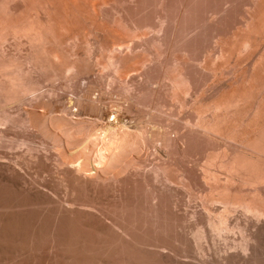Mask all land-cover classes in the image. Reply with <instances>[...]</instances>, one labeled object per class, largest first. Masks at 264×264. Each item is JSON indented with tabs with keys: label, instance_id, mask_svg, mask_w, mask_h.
<instances>
[{
	"label": "rangeland",
	"instance_id": "1",
	"mask_svg": "<svg viewBox=\"0 0 264 264\" xmlns=\"http://www.w3.org/2000/svg\"><path fill=\"white\" fill-rule=\"evenodd\" d=\"M47 1L48 0L0 1V22L4 20L2 24L14 25L15 23V26L19 24L18 27L22 26L23 28H31L30 26L32 24L33 26L43 24L46 28L49 27L48 34H45V37L35 41L34 39L32 41L30 36L27 38V34H23L22 36L18 35L19 37L10 34L8 35L9 37L7 36V39H2L6 32L3 30L0 31V42L2 40L4 41L0 43V64L3 66L1 67L0 65V264H111L112 262V264H134V262L135 264H166V260L161 257L162 255L160 256L157 252L154 253L155 251L149 253L148 250L145 249H114L115 247H110L107 243V245H105V242H109L111 239L117 240L118 238L116 237L115 239L114 235H110L111 237L107 238L108 241L106 237L109 236V234L105 233L104 235L103 231H100L102 225H99L97 219L95 220V218H92L94 216L88 214L89 212H85V210L81 211L83 209L80 211L76 210L74 213L69 212V214H62L60 210H57L59 209L57 201L61 199L66 200V198H75L77 201L80 199L81 202L78 201L80 203H86V201L87 203H96L99 201L102 204L99 202L96 203L97 205L99 204L98 207L101 206L104 210L110 207L107 211H109V213L112 212V215L114 213L113 210H117L114 215H117L118 218L121 217L120 220L122 219L121 221L124 222L127 213V211H125L126 213L124 212V210H126L124 207L127 202L130 204L131 200H135V203L141 208L144 207L142 206L143 204L146 208H152L151 204H153V202L151 198L154 182L155 186L163 193V204L170 206H162L164 209L161 210L153 206L152 210L150 209L149 211L160 210L163 215L165 211V215L170 211L167 215L168 217L165 216L166 218L164 217L165 219H163V221L165 220L164 224L170 220H173L172 222L177 220L174 222L175 225L172 224L171 221L169 225L168 223L164 225V228H168H166L167 230L163 229L164 234L161 235V233L155 232L154 234L156 235L153 236L152 232H149V236L152 235V238H159L157 235H160L162 241H164V238L170 239L169 241L173 244L175 242L178 243H175L174 246L178 252L181 249V254L178 256L176 255L178 259L174 262L175 264H178L177 262H179V264H203V262L207 260L204 259L206 256L210 258L208 261L212 260L210 261L211 263L223 264L225 260L222 257L225 256V252L226 255L227 253L230 254V252L231 254L235 253V251L238 250V245L258 228L255 226H246L244 224L248 221V217L240 209H236L229 214V223L233 231L229 233L224 231L223 236H217L218 234H216L215 230L212 231L213 229L210 228L211 226L208 225V222L211 217V219H219L221 212L224 210L221 198L226 195L249 202H255L264 207V183H262L263 185H254L251 182H246L241 179L231 181L230 178V175L236 174L234 173L235 169L245 172L248 170L247 175L252 178L264 175V124H261L262 126L258 127L256 130L253 128L254 130L252 132H254L253 135L255 134V136L251 137L252 139H247L250 141L243 140V142H235L236 140H232L234 141L233 143L231 138L228 137V139L222 134L220 137L219 131H210L204 128L201 123L204 121H211L214 117L213 120L214 122L216 120L217 126L226 127V130L230 133L231 131L233 133L234 131L235 133L238 131L239 133L244 130L242 128H251L249 125L247 127L245 124L249 118L243 121L245 122L244 125L241 120H244L247 116L250 117L252 112L257 109L256 107L255 109L252 108L253 103L256 101L254 105L259 104V106L264 104V0H207L210 1L209 3L205 0H200V3L198 0H84L86 3L80 0L82 3L81 6L73 8V13H67L63 9L53 10L50 8L51 6H49ZM162 1L165 7H163L164 5L161 3ZM254 2L262 3H260L259 7H255ZM95 3H99L98 6L94 5ZM194 3L197 4L195 5ZM4 4L7 6H4ZM183 4L185 6L188 5L190 8L186 6L187 10ZM191 4H193V8H191ZM167 6L169 8H167ZM184 8L186 10H183ZM258 8L261 12L258 11ZM61 13L62 15H60ZM192 14L198 17H193ZM253 14H258L255 20L251 18L252 21H248ZM187 15L189 16L187 17ZM249 15L251 16L249 17ZM247 17H249V19ZM44 20H47V22L45 21V23ZM189 20L194 22L191 23ZM48 22L49 24H47ZM254 22L257 24V27ZM1 34L3 36H1ZM46 39L47 41H45ZM223 41L226 42L224 43ZM50 46H52V49ZM48 49L50 55L47 52ZM34 56L36 58H34ZM46 57L48 59L50 58L49 61ZM261 62L263 63L260 64ZM68 63L70 64L68 65ZM64 64L65 66H63ZM57 68L61 69L59 70ZM123 71H125V73ZM182 71H184L185 74L184 72L182 74ZM80 73L83 74L80 75ZM169 73L172 74L170 75ZM170 77H172V79ZM33 91L34 93H32ZM87 91L89 92L87 93ZM39 94H41V96ZM78 94H80V96H78ZM255 95L259 98L254 97ZM73 96L76 97L73 98ZM15 99H18L17 102ZM259 102L263 103L260 104ZM242 106L245 107L243 108ZM246 106H249L250 109H246ZM248 109H253L250 111L251 114ZM117 112L122 115L120 116L119 122L117 120L116 122L114 121ZM232 112L233 114H230ZM33 113L35 123L31 124L26 120L30 114ZM218 113H221L220 116ZM240 114H242V116H240ZM233 115L238 116L233 117ZM108 119L115 123L118 122L117 124L119 126L116 124L117 128L114 132H117V130L120 131L119 128H121V131L117 134H119L120 137L126 136L123 140L119 139V142L117 141L119 148L116 146L117 142L114 144V140H117L116 138L113 139L112 136L105 134L106 132H101V130L105 131L103 129L111 122ZM219 121L221 122L219 123ZM125 124H127L125 127L128 129L125 127L123 129ZM249 124L252 123L250 122ZM26 125H28V127ZM242 125H246V127ZM75 126L77 128H74ZM235 126L237 127L236 129ZM70 127L71 129L67 130ZM72 128L75 131L73 132L74 136L79 133L80 136L81 134L84 135L83 138H81L82 136L78 137L76 135L75 138L77 139H73L75 143L70 138L73 136L71 132ZM60 129L67 130V133L65 130L61 131ZM198 130L203 131L199 132ZM69 131L71 133H69ZM123 131L125 133H122ZM98 132L100 134H105V136L107 135V139L104 135L102 137L106 139V142H109L106 147L98 144L97 137L98 135L101 136ZM56 134H59L62 139L67 137L68 134L71 136L68 135L69 140L67 138V141H65L64 138L63 142L61 139H59V142V135L57 136ZM94 134H97V137L93 136ZM169 134L170 137H173V140L175 138L174 143L170 142L172 137L169 138ZM92 136L93 139H90ZM94 138H96V141H94ZM108 138L111 142L113 141L111 143L113 146L111 145L110 148L114 150L118 148V151L121 152L120 157H124V159L122 158L123 160L118 158L120 161L115 160L112 162H118L117 165L114 164V168H111L112 170L109 168L111 166H106L111 160V151L113 152V149L106 150L107 146L109 147L110 145ZM88 139L89 142L86 141ZM90 140H92L94 144H92ZM56 141L60 143H58L60 146L63 143L64 145L66 144L68 148L76 146L74 149L69 148L70 150L67 148L72 158L74 157L72 156L73 153L77 151L75 156L78 157L79 155V158H84L83 155L87 153L88 149L93 150L97 144V148L93 151L94 153L92 154V151L90 152L92 155L96 154L94 155L95 157L92 156V161H94V158L96 163L97 160L99 162L101 161L98 167L101 168L105 166V168H109L111 172H109V170L106 171V175H103L102 178H107H105V180L100 178V180L102 179L103 181L99 179V181L96 180L98 182H96L95 185V181H93L94 183L90 182L92 185H90V183H88V185L85 183H78V181L74 179H72V181L63 180L61 178L62 174L59 171L60 168H58V170V166H55L59 162V160L56 159L57 153H59L57 149L60 151V146L58 145L57 148ZM82 141L83 143L85 141L86 143L88 142L89 146L86 145V143L83 144ZM120 141H122L121 144ZM66 142L68 144L73 143L74 145L72 144L69 146ZM76 142L79 147L82 148L84 146L85 150L77 147ZM165 143L167 144L165 145ZM119 144L124 147V149H121L123 152L120 150L122 147H120ZM169 144L170 146H168ZM92 145H94V148ZM90 146H92V148ZM47 147L49 150L53 149V151L50 150V152L48 150L47 152ZM98 148L100 149L99 151L97 150ZM82 150L83 152L87 151L81 153ZM167 150L170 151L168 152ZM54 151H56L55 154ZM101 151L103 154L105 153V157L107 155L108 160L102 158L104 156ZM48 153L49 155H46ZM122 153H124L125 156ZM100 154H102V156ZM58 155L60 156V153ZM45 156H48V158ZM59 156L58 158L60 159ZM173 157L176 158L174 159ZM41 158H43V160ZM223 159L225 160L221 161ZM104 160L106 161V165L102 163ZM51 161H53V163ZM47 163L48 165H46ZM220 164H222V166ZM52 165L54 166L53 168L51 167ZM136 165H139L138 168H140L137 169ZM192 170L193 172H191ZM208 171L213 172L212 175L214 172L218 174L217 176L215 174L213 175L217 177V180L215 177H213L214 179L211 178L212 180L209 178V180L206 179L203 174ZM116 172L118 173V177L115 175L117 174ZM187 174L189 175L187 176ZM119 176L121 178L124 176L125 178L123 180L120 178L119 180ZM133 177L135 179H133ZM169 177L170 179L172 178L173 181L172 179L170 180ZM182 177L183 179H181ZM73 180L76 182H73ZM116 180L123 183L121 188H119L120 190H117V188L120 187L121 183L119 181L117 183ZM214 180H216L217 184ZM150 181H152L153 184ZM170 181L172 182L171 184ZM66 182L71 185L67 186ZM99 182H103V186ZM97 183L101 185V187L98 186ZM145 185L150 189H147ZM129 188L134 190L132 191V189ZM108 189H110V191ZM124 189L126 192H124ZM129 190L130 194L128 193ZM114 191L119 194H117L118 196H122L123 199L122 197H118ZM121 191L123 194L120 193ZM52 193L53 195H50ZM99 193H105V195ZM60 194L62 196H60ZM170 194L173 196L171 197ZM57 195L59 198L55 200V196L57 198ZM76 196L78 198L81 197L82 200L81 198L78 199ZM117 198L120 203L117 202ZM174 201L180 202L179 204L176 202L178 213H175V216L173 215L175 211L171 210V206L175 205ZM104 202L105 204L103 205ZM144 208L142 209V213L147 211L145 210L146 208ZM160 211H158V213ZM203 211L209 214L206 215ZM161 213L159 214L161 215ZM131 215H127V221L128 219L132 221V217L137 218ZM141 215L146 216V213L140 214V218ZM148 215L149 214H147V216ZM170 216L172 218H170ZM179 216L181 219L183 218V221L181 219L178 220ZM187 216H189V218ZM144 217L142 216L143 219ZM173 217L177 218L175 219ZM87 218H89L90 222ZM198 218L203 219L199 220ZM145 219H148V217ZM167 219L170 220L168 221ZM95 221L97 226H94ZM177 221L183 225H176ZM240 221H243V227L237 226ZM83 222H87L88 225ZM204 225L207 226L205 227ZM79 226H81V228ZM96 227L99 229L98 231ZM182 227H184V229ZM199 227L204 228L206 232L209 229L211 230L207 232L208 234L206 233L207 236L204 239L205 241H202L204 244L199 241L203 240L201 235H198ZM171 229L173 231H171ZM91 231L94 232L95 235H93ZM166 231L170 232V235L169 233L167 234ZM97 232H101L103 235ZM176 232L180 234L181 237ZM182 233H185L188 237H186L185 234L182 235ZM196 235H198V237ZM182 237H184V240H182ZM89 238L90 240H88ZM92 238L97 244H95L96 249L91 240ZM171 239H174L175 242ZM88 241L91 242L89 243ZM99 241L102 243L104 242V244L101 242L99 244ZM156 241L159 240L156 239ZM184 241L187 242V246H185L186 244ZM198 241L201 243V246L202 244L203 246L206 245L204 246L205 251H203L207 253L204 254L206 256L200 251L201 246H198L200 245ZM86 243H89V245ZM92 243L93 245H90ZM180 244L183 247H181ZM251 245V252L249 251V256H251L246 259L247 261L245 259H243L242 262L238 260V263L233 264H264V227L259 228V232L255 234V238ZM190 246L193 247L191 248ZM86 247L87 249H84ZM182 248H188L189 252L186 251L184 253ZM226 249H228L229 252H227ZM123 251H126V254ZM137 251H140L139 254ZM141 251L144 252L141 253ZM182 253H187L188 256L186 254L185 257ZM110 256H112L113 259L109 258ZM124 257L126 259H124ZM201 258H203L204 261ZM107 259L111 261L109 260L106 262ZM130 259L133 262H131ZM137 259H139V261H137ZM167 263L174 264L169 261Z\"/></svg>",
	"mask_w": 264,
	"mask_h": 264
},
{
	"label": "bare ground",
	"instance_id": "2",
	"mask_svg": "<svg viewBox=\"0 0 264 264\" xmlns=\"http://www.w3.org/2000/svg\"><path fill=\"white\" fill-rule=\"evenodd\" d=\"M1 1V0H0ZM29 1V0H28ZM97 1V0H96ZM101 1V0H100ZM161 1V0H160ZM182 1V0H181ZM196 1V0H195ZM199 1V3H200V0H198ZM201 1H203V0H201ZM206 2H210V1H207V0H205ZM214 1V0H213ZM48 2V4H49V6H51L50 8L51 9H55V10H58V9H63V10H65L67 13H73V8H78V7H80L81 6V1L80 0H54V1H52V0H48L47 1ZM46 2V3H47ZM83 2H85L86 3V1H84L83 0ZM166 2V1H165ZM168 2V1H167ZM190 2V1H189ZM188 2V3H189ZM212 2V1H211ZM160 3V2H159ZM164 6L163 7H165V4L163 3V1L161 2ZM169 3V2H168ZM183 3V2H182ZM181 3V4H182ZM198 3V4H199ZM214 3V2H213ZM256 2H254V5H255V7H259V5H260V3H262V2H258V3H256ZM3 4V3H2ZM45 4V3H44ZM98 4L99 3H95L94 5H97L98 6ZM185 4V3H184ZM183 4V5H184ZM195 4V3H194ZM197 4V3H196ZM195 4V5H196ZM205 4V3H204ZM93 5V6H94ZM192 6H191V8H193V4H191ZM212 5V4H211ZM2 6V5H1ZM4 6H7V5H5L4 4ZM48 6V7H49ZM185 6V5H184ZM187 7H188V5H186ZM185 6V8L187 9V7ZM190 6V5H189ZM214 6V5H213ZM263 6V5H262ZM180 7V6H179ZM205 7H206V4H205ZM208 7H209V5H208ZM215 7V6H214ZM43 8H45V7H43ZM49 8V9H50ZM92 8V7H91ZM167 8H169L168 6H167ZM183 9V10H186V9ZM188 8H190V7H188ZM199 8H200V6H199ZM46 9V8H45ZM90 9V8H89ZM95 9V8H94ZM166 9V8H165ZM179 9H181V8H179ZM255 9V8H254ZM5 10H6V8H5ZM4 10V11H5ZM79 10V9H78ZM188 10V9H187ZM194 10V9H193ZM52 11V10H51ZM196 11V10H195ZM198 11V10H197ZM254 11V10H253ZM256 11V10H255ZM258 11H260L259 10V8H258ZM12 12H14V11H12ZM64 12V11H63ZM181 12V11H180ZM189 12V11H188ZM261 12V11H260ZM15 13V12H14ZM41 13H42V11H41ZM184 13V12H183ZM12 14V13H11ZM43 14H45V13H43ZM51 14H52V12H51ZM65 14V13H64ZM78 14V13H77ZM168 14V13H167ZM186 14H188V13H186ZM194 14V13H193ZM192 14V15H193ZM196 14V13H195ZM40 15V14H39ZM42 15V14H41ZM48 15V14H47ZM60 15H62V13L60 14ZM197 15V14H196ZM196 15H193V17L194 16H196ZM257 15L258 14H253V16L252 17H250L251 15H249V17H250V19H249V17H247L249 20L248 21H252V19H254L255 20V18L257 17ZM12 16V15H11ZM45 16V15H44ZM51 16H53V15H51ZM185 16V15H184ZM189 15H187V17H188ZM6 17V16H5ZM15 17V16H14ZM41 17V16H40ZM48 17V16H47ZM192 17V18H193ZM196 17H198V16H196ZM200 17V16H199ZM202 17V16H201ZM259 17V16H258ZM8 18V17H7ZM52 18V17H51ZM252 18V19H251ZM1 19H2V17H1ZM12 19V18H11ZM11 19H10V21H11ZM15 19V18H14ZM35 19V18H34ZM36 19H38V18H36ZM45 19V18H44ZM48 19H50V18H48ZM54 19V18H53ZM60 19V18H59ZM194 19V18H193ZM195 19H197V18H195ZM259 19V18H258ZM261 19V18H260ZM9 20V19H8ZM58 20V19H57ZM56 20V21H57ZM70 20V19H69ZM187 20H188V18H187ZM192 20V19H191ZM4 21V20H3ZM3 21L2 22H0V31H5L6 33H5V36H3L2 34H1V36H3L2 37V39L3 38H5V39H7L9 36L8 35H10V34H14V36L15 35H23V34H27L28 35V37H27V35H26V37L27 38H29V36L31 37V39H32V41H33V39H34V41L35 40H37V39H41V38H43V37H45L46 35L45 34H48V28H46L45 26H43V24L42 25H39V26H33V24L30 26L31 28H23L22 26H20V27H18V25L17 26H15V23H14V25L12 24V25H5V24H2L3 23ZM7 21V20H6ZM5 21V22H6ZM13 21V20H12ZM47 22V20H44V22ZM50 21V20H49ZM71 21V20H70ZM70 21H69V23H70ZM190 21V20H189ZM261 21V20H260ZM9 22V21H8ZM35 22V21H34ZM45 22V23H46ZM58 22V21H57ZM188 22V21H187ZM191 22V21H190ZM194 21H192L191 23H193ZM258 22V21H257ZM264 22V21H263ZM7 23V22H6ZM27 23V22H26ZM26 23H24V24H26ZM39 23V22H38ZM43 23V22H42ZM65 23V22H64ZM72 23V22H71ZM76 23V22H75ZM199 23V22H198ZM197 23V24H198ZM47 24H49V22L47 23ZM46 24V25H47ZM57 24V23H56ZM61 24V23H60ZM59 24V25H60ZM186 24V23H185ZM195 24V23H194ZM218 24V23H217ZM254 24H256L255 22H254ZM253 24V25H254ZM263 24V23H262ZM58 25V24H57ZM248 25V24H247ZM246 25V26H247ZM259 25H261V24H259ZM48 26V25H47ZM67 26V25H66ZM186 26V25H185ZM189 26V25H188ZM218 26V25H217ZM22 27V28H21ZM51 27H53V26H51ZM65 27V26H64ZM256 27H257V24H256ZM258 27H260V26H258ZM60 28V27H59ZM62 28V27H61ZM60 28V29H61ZM184 28V27H183ZM251 28V27H250ZM53 29V28H52ZM63 29V28H62ZM219 29V28H218ZM50 30H51V28H50ZM57 30V29H56ZM188 30V29H187ZM215 30V29H214ZM252 30V29H251ZM257 30V29H256ZM255 30V31H256ZM55 31V30H54ZM186 31V30H185ZM215 32V31H214ZM2 33H4V32H2ZM216 33V32H215ZM253 33V32H252ZM221 34V33H220ZM8 36V37H7ZM18 36V37H19ZM222 36V35H221ZM1 38V37H0ZM16 38V37H15ZM26 39V38H25ZM219 39V38H218ZM225 39V38H224ZM250 39V38H249ZM221 40V39H220ZM223 40V39H222ZM3 41V40H2ZM1 41V42H2ZM28 41V40H27ZM45 41H47V39L45 40ZM52 41V40H51ZM56 41H58V40H56ZM55 41V42H56ZM0 42V43H1ZM4 42V41H3ZM224 42V41H223ZM226 42V41H225ZM224 42V43H225ZM41 43V42H40ZM42 43H43V40H42ZM42 43H41V45H42ZM229 43V42H228ZM227 43V44H228ZM30 44V43H29ZM39 44V43H38ZM60 44V43H59ZM36 45V44H35ZM34 45V46H35ZM44 45H45V43H44ZM226 45V44H225ZM34 46H32V47H34ZM47 47H48V45H47ZM47 47H46V49H47ZM52 46H50V48H51ZM244 47V46H243ZM55 48V47H54ZM53 48V49H54ZM221 48V47H220ZM52 49V48H51ZM121 49V48H120ZM41 50V49H40ZM45 50V49H44ZM57 50V49H56ZM38 51V50H37ZM53 51V50H52ZM61 51V50H60ZM118 51H119V49H118ZM224 51V50H223ZM33 52H35V51H33ZM47 52L49 53V49L47 50ZM56 52V51H55ZM58 52V51H57ZM226 52V51H225ZM35 53H37V52H35ZM39 53H42V52H39ZM52 53V52H51ZM61 53V52H60ZM119 53V52H118ZM43 54V53H42ZM46 54V53H45ZM49 55H50V53H49ZM53 55H54V53H53ZM58 55H61V54H58ZM57 55V56H58ZM262 55V54H261ZM33 56V55H32ZM38 56V55H37ZM125 56H128V55H125ZM48 57V56H47ZM46 57V58H47ZM52 57V56H51ZM62 57V56H61ZM32 58V57H31ZM34 58H36L35 56H34ZM41 58V57H40ZM54 58V57H53ZM63 58V57H62ZM127 58V57H126ZM129 58H130V56H129ZM261 58V57H260ZM48 59V58H47ZM50 59V58H49ZM49 59H48V61H49ZM121 59V58H120ZM32 60V59H31ZM41 60V59H40ZM54 60V59H53ZM77 60V59H76ZM128 60H130V59H128ZM127 60V61H128ZM51 61V60H50ZM124 61L126 62V60L124 59ZM262 61V60H261ZM36 62V61H35ZM60 62H62V61H60ZM60 62H59V64H60ZM67 62V61H66ZM72 62V61H71ZM70 62V63H71ZM40 63V62H39ZM45 63V62H44ZM70 63H68V65L70 64ZM80 63V62H79ZM114 63V62H113ZM124 63V62H123ZM263 62H261L260 64H262ZM77 64H78V61H77ZM125 64V63H124ZM129 64V63H128ZM1 65V64H0ZM13 65V64H12ZM42 65H43V63H42ZM67 65V64H66ZM259 65V64H258ZM39 66V65H38ZM60 66V65H59ZM63 66H65V64L63 65ZM79 66V65H78ZM116 66V65H115ZM127 66V65H126ZM125 66V67H126ZM1 67H3L2 65H1ZM10 67V66H9ZM13 67V66H12ZM46 67V66H45ZM48 67V66H47ZM76 67V66H75ZM82 67H83V65H82ZM258 67V66H257ZM3 69V68H2ZM45 69V68H44ZM48 69V68H47ZM57 69H59V68H57ZM61 69V68H60ZM59 69V70H60ZM84 69V68H83ZM181 69V68H180ZM183 69V68H182ZM1 70V69H0ZM11 70V69H10ZM56 70V69H55ZM129 70V69H128ZM62 71V70H61ZM60 71V72H61ZM4 72V71H3ZM82 72V71H81ZM124 73H125V71H123ZM127 72V71H126ZM130 72V71H129ZM183 72L184 71H182V74H183ZM187 72V71H186ZM72 73V72H71ZM124 73H122V74H124ZM14 74V73H13ZM76 74V73H75ZM81 74H83V73H80V75ZM170 75L172 74V73H169ZM168 74V75H169ZM184 74H185V72H184ZM188 74V73H187ZM23 75V74H22ZM27 75H29V74H27ZM130 75V74H129ZM169 75V76H170ZM3 76H5V75H3ZM185 76V75H184ZM9 77V76H8ZM13 77V76H12ZM15 77H16V75H15ZM29 77V76H28ZM120 77V76H119ZM124 77V76H123ZM125 77H126V75H125ZM125 77H124V79H125ZM75 78V77H74ZM82 78V77H81ZM171 79H172V77H170ZM27 79V78H26ZM180 79V78H179ZM188 79V78H187ZM190 79H191V77H190ZM190 79H189V81H190ZM29 80V79H28ZM75 80V79H74ZM174 80V79H173ZM178 80V79H177ZM26 81V80H25ZM127 81V80H126ZM14 82V81H13ZM15 82H16V80H15ZM14 82V83H15ZM20 82V81H19ZM74 82V81H73ZM77 82V81H76ZM191 82V81H190ZM3 83V82H2ZM13 83V84H14ZM16 84V83H15ZM3 85V84H2ZM10 85V84H9ZM33 86V85H32ZM6 87H8V86H6ZM2 88V87H1ZM4 88V87H3ZM14 88V87H13ZM20 89V88H19ZM22 89H23V87H22ZM10 90V89H9ZM8 90V91H9ZM33 90H34V88H33ZM89 90H91V89H89ZM19 91V90H18ZM24 91V90H23ZM27 91V90H26ZM32 91V90H31ZM77 91V90H76ZM5 92V91H4ZM35 92H37V91H35ZM46 92V91H45ZM89 91H87V93H88ZM7 93V92H6ZM13 93V92H12ZM28 93V92H27ZM32 93H34V91L32 92ZM40 93V92H39ZM59 93V92H58ZM58 93H55V94H58ZM76 93V92H75ZM85 93V92H84ZM180 93V92H179ZM14 94V93H13ZM17 94V93H16ZM36 94V93H35ZM77 94V93H76ZM11 95V94H10ZM9 95V96H10ZM25 95V94H24ZM40 96H41V94H39ZM82 95V94H81ZM257 95H259V94H257ZM2 96H4V95H2ZM7 96V95H6ZM15 96V95H14ZM43 96V95H42ZM53 96H54V94H53ZM56 96V95H55ZM78 96H80V94H78ZM88 96V95H87ZM263 96H264V93H263ZM13 97V96H12ZM22 97V96H21ZM37 97V96H36ZM47 97V96H46ZM76 97V96H75ZM74 96H73V98H75ZM89 97V96H88ZM87 97V98H88ZM254 97H257L256 95L254 96ZM20 98V97H19ZM72 98V97H71ZM94 98V97H93ZM257 98H259V97H257ZM218 99V98H217ZM262 99V98H261ZM260 99V100H261ZM10 100V99H9ZM16 100V102H17V100L18 99H15ZM219 100H221V99H219ZM256 100V99H255ZM264 100V99H263ZM3 101V100H2ZM69 101V100H68ZM75 101H76V99H75ZM15 102V103H16ZM18 102H20V101H18ZM33 102V101H32ZM73 102H74V100H73ZM78 102V101H77ZM251 102H252V100H251ZM256 102V101H255ZM254 102V103H255ZM96 103V102H95ZM213 103V102H212ZM217 103V102H216ZM221 103H222V101H221ZM220 103V104H221ZM253 103V102H252ZM254 103H253V109H255V107L257 108V109H255L253 112H252V114H251V110H253V109H251V110H249L250 108H249V106L247 107L246 106V109L247 108H249L248 110H249V112H250V117H245V119H244V117H243V119L244 120H241L242 122L243 121H245L247 118H249L246 122L247 123H245V122H243V125H244V123L247 125V127H248V125L251 127L250 129L249 128H242V129H244L243 131H241V132H239L238 133V131H237V133H235V131H234V133L231 131V133L228 131V130H226V127H221V126H217L218 124H217V122H216V120H215V122H214V117L212 118V120L211 121H204L203 123H201V125L204 127V128H207V129H209L210 131H219V136L222 134V135H225L227 138L229 137V138H231V141L232 140H236L235 142H237V141H240V142H243V140H247V139H252L251 137H254L255 136V134L253 135V133L254 132H252L254 129L256 130L258 127H260V126H262L261 124H264V104L262 105L261 103H263V102H259L261 105L259 106V104L257 105H254ZM70 104H72V103H70ZM70 104H68V105H70ZM217 104H219V103H217ZM225 104V103H224ZM99 105V104H98ZM243 105V104H242ZM248 105V104H247ZM249 105H250V103H249ZM87 106V105H86ZM101 106V105H100ZM224 106V105H223ZM227 106V105H226ZM251 106V105H250ZM259 106V107H258ZM122 107V106H121ZM129 107V106H128ZM240 107V106H239ZM243 107V106H242ZM245 107V106H244ZM243 107V108H244ZM117 108V107H116ZM224 108V107H223ZM239 109V108H238ZM245 109V110H246ZM89 110V109H88ZM101 110V109H100ZM243 110V109H242ZM6 111V110H5ZM86 111V110H85ZM117 111V110H116ZM214 111V110H213ZM212 111V112H213ZM244 111V110H243ZM247 111V110H246ZM102 112V111H101ZM114 112V111H113ZM211 112V111H210ZM216 112V111H215ZM214 112V113H215ZM224 112V111H223ZM223 112H221V113H223ZM235 112V111H234ZM57 113V112H56ZM111 113V112H110ZM118 113V112H117ZM115 114V118H114V121L116 122V120L119 122L120 120V116H122V115H120L119 113L118 114ZM125 113V112H124ZM220 113V114H221ZM236 113H237V111H236ZM235 113V114H236ZM239 113V112H238ZM211 114V113H210ZM219 114V113H218ZM220 114H219V116H220ZM224 114V113H223ZM230 114H233V112L232 113H230ZM229 114V115H230ZM8 115V114H7ZM78 115V114H77ZM215 115V114H214ZM213 115V116H214ZM216 115H217V112H216ZM246 115H247V112H246ZM108 116V115H107ZM225 116H227V115H225ZM234 116H238V115H233V117ZM240 116H242V114H240ZM78 117V116H77ZM216 117V116H215ZM232 117V116H231ZM8 118V117H7ZM208 118V117H207ZM221 118V117H220ZM219 118V119H220ZM224 118V117H223ZM240 118V117H239ZM27 119V118H26ZM203 119V118H202ZM211 119V118H210ZM216 119V118H215ZM217 119H218V117H217ZM226 119V118H225ZM240 119H242V118H240ZM108 120H110V119H108ZM113 120V119H112ZM200 120V119H199ZM198 120V121H199ZM12 121V120H11ZM18 121V120H17ZM26 121H29L31 124H34L35 123V119H34V113L33 114H30V116L28 117V119L26 120ZM111 121V120H110ZM124 121V120H123ZM252 123V124H249L250 122ZM20 122V121H19ZM25 122V121H24ZM47 122V121H46ZM45 122V123H46ZM115 122H109V124H107L106 125V127H105V129H103V130H105V131H102L101 130V132H106L105 134H107L108 136H112L113 137V139L114 138H116L117 140H114L115 142H114V144H116V142L119 140V139H121V140H123L124 139V137L126 138V136L124 135V137L122 136V137H120L119 136V134H117L118 132H120L121 131V128H119L120 129V131H118L117 130V132H114L115 131V129L117 128V123H115ZM214 122V123H213ZM221 121H219V123H220ZM225 122V121H224ZM242 122H240V123H242ZM249 122V123H248ZM78 123V122H77ZM87 123V122H86ZM125 123V122H124ZM198 123V122H197ZM232 123H234V122H232ZM240 123H238V124H240ZM24 124V123H23ZM22 124V125H23ZM27 124V123H26ZM117 124V125H116ZM121 124H122V121H121ZM199 124H200V122H199ZM235 124V123H234ZM44 126H45V124H43ZM42 125V126H43ZM47 125V124H46ZM77 125V124H76ZM127 124H125L124 126H123V129H124V127L126 126ZM135 125V124H134ZM226 125V124H225ZM230 125V124H229ZM233 125V124H232ZM237 125V124H236ZM242 125V126H243ZM246 125L245 126H243V127H246ZM27 127H28V125H26ZM43 126V127H44ZM119 126V125H118ZM200 126V125H199ZM45 127H47V126H45ZM44 127V128H45ZM72 127H73V125H72ZM120 127H122V126H120ZM130 127V126H129ZM141 127V126H140ZM230 127V126H229ZM228 127V128H229ZM43 128V129H44ZM63 128V127H62ZM74 128H77L76 126L74 127ZM125 128H127V127H125ZM136 128V127H135ZM198 128V127H197ZM230 128H232V127H230ZM234 128V127H233ZM237 127L235 126V129H236ZM254 128V129H253ZM49 129V128H48ZM71 129V127L69 128V129H67V130H70ZM128 129V128H127ZM200 129V128H199ZM203 129V128H202ZM45 130V129H44ZM61 130V129H60ZM63 130H65V129H63ZM63 130H61V131H63ZM67 130H65V132L67 131ZM76 130V129H75ZM100 130V129H99ZM132 130V129H131ZM204 130V129H203ZM202 130V131H203ZM208 130V131H209ZM238 130H239V128H238ZM38 131V130H37ZM199 132H202V131H200V130H198ZM197 131V132H198ZM46 132V131H45ZM48 132V131H47ZM72 135L74 136V133L73 132H75L74 131V129L72 128ZM70 131H69V133H71ZM80 132V131H79ZM159 132V131H158ZM187 132V131H186ZM191 132V131H190ZM195 132H196V130H195ZM198 132V133H199ZM57 133H58V130H57ZM61 133V132H60ZM67 133V132H66ZM76 133H77V131H76ZM75 133V134H76ZM99 133V132H98ZM122 133H125L124 131L122 132ZM170 133V132H169ZM258 133V132H257ZM63 134V133H62ZM61 134V135H62ZM100 134V133H99ZM105 134H103V133H101L100 135L101 136H99L98 135V137L94 134L93 136H96L97 137V139H98V144H100V146L101 145H103V146H105L106 147V145H108L109 144V142H106V139H107V135L105 136ZM167 134V133H166ZM172 134V133H171ZM176 134V133H175ZM207 134V133H206ZM213 134V133H212ZM211 134V135H212ZM214 134H215V132H214ZM57 135V134H56ZM55 135V136H56ZM59 135V134H58ZM57 135V136H58ZM65 135H67V134H65ZM68 135H70V134H68ZM67 135V137H64L65 138V141H67L66 139L69 137ZM77 135V134H76ZM76 135L73 137H70L71 138V140H73V139H77V138H75L76 137ZM103 135H104V137L106 138H102L103 137ZM178 135V134H177ZM204 135V134H203ZM253 135V136H252ZM71 136V135H70ZM78 137H81V138H83V136L84 135H82L81 134V136H80V133L77 135ZM89 136V135H88ZM93 136L90 138V139H93ZM190 136V135H189ZM188 136V137H189ZM206 136V135H205ZM207 136H208V134H207ZM215 136V135H214ZM218 136V135H217ZM225 136H223V137H225ZM59 137H60V135H59ZM58 137V141L60 142V140L59 139H61L62 140V142H63V139H62V137H60L59 138ZM100 137V138H99ZM169 138H171L170 137V134H169V136H168ZM175 137V136H174ZM180 137H182V136H180ZM221 137V136H220ZM81 138H78V139H81ZM169 138H166V139H169ZM179 138V137H178ZM193 138V137H192ZM209 138V137H208ZM211 138V137H210ZM228 138V139H229ZM95 140L94 141H96V138H94ZM112 139V138H111ZM177 139V138H176ZM256 139H257V137H256ZM56 140H57V138H56ZM68 140H69V138H68ZM146 140H148V139H146ZM152 140V139H151ZM157 140V139H156ZM174 140H175V138H174ZM173 140V137H172V140L170 141L171 143L173 142H175ZM74 141V140H73ZM77 141V140H76ZM80 141V140H79ZM84 141V140H83ZM83 141H82V143H83ZM86 141H88L89 142V139L88 140H86ZM86 141L84 142V143H86ZM108 141H110V145H109V147L107 146V151L108 150H110V149H113V148H110L111 147V145L113 146V144H111L112 142H111V140H109V138H108ZM168 141V142H169ZM181 141V140H180ZM193 141V140H192ZM247 141H250V140H247ZM259 141V140H258ZM27 142V141H26ZM57 142V141H56ZM59 142H57V144H56V146H57V148H58V145L60 144ZM62 142H61V144H62ZM71 142V141H70ZM88 142L86 143V145H88ZM90 142H92V144H94L93 143V141L92 140H90ZM119 142V141H118ZM118 142H117V144H116V146L118 147ZM149 142H150V140H149ZM167 142V141H166ZM169 142V143H170ZM189 142V141H188ZM233 143H234V141H232ZM239 142V143H240ZM245 142V141H244ZM23 143V142H22ZM59 143V144H58ZM67 143V142H66ZM74 143H75V141H74ZM80 143V142H79ZM83 143V144H84ZM96 143V142H95ZM122 143V141H120V144ZM125 143V142H124ZM123 143V144H124ZM151 143V142H150ZM177 143V142H176ZM190 143V142H189ZM232 143V144H233ZM255 143V142H254ZM27 144V143H26ZM68 144V143H67ZM73 144V143H72ZM72 144H68L69 146L70 145H72ZM76 144H77V142H76ZM119 144V145H120ZM135 144V143H134ZM147 144V143H146ZM167 143H165V145H166ZM182 144H183V142H182ZM236 144H238V143H236ZM245 144H247V143H245ZM47 145V144H46ZM74 145V144H73ZM80 145V144H79ZM82 145V144H81ZM80 145V146H81ZM85 145V146H86ZM91 145V144H90ZM97 145V144H96ZM96 145H95V148H97L96 147ZM155 145V144H154ZM173 145V144H172ZM171 145V146H172ZM187 145V144H186ZM185 145V146H186ZM191 145H192V143H191ZM60 146V145H59ZM83 146V145H82ZM89 146V145H88ZM87 146V147H88ZM93 146V148H94V145H92ZM92 146H90L91 148H92ZM115 146V147H116ZM123 146H125V145H123ZM159 146V145H158ZM163 146V145H162ZM168 146H170V144L168 145ZM176 146V145H175ZM181 146V145H180ZM236 146V145H235ZM239 146V145H238ZM260 146V145H259ZM258 146V147H259ZM74 147H76V146H74ZM74 147H72L73 149H74ZM77 147H79L78 146V144H77ZM114 147V148H115ZM116 147V148H117ZM120 147H122V145H120ZM146 147V146H145ZM178 147V146H177ZM182 147V146H181ZM180 147V148H181ZM191 147V146H190ZM45 148V147H44ZM48 148V147H47ZM46 148V149H47ZM51 148V147H50ZM60 148V151L57 149V151L60 153V156L58 155L59 153H57V158L56 159H58L59 160V162L55 165V166H58L57 167V169L58 168H60V173L62 174V179L63 180H65V181H72V179H74V180H76V181H78V183H85V184H88V183H90V182H92V183H94L93 181H95V183H94V185L96 184V182H98L99 180H100V178H102V176L103 175H106L105 174V172L106 171H108L109 170V168L111 169H113L114 168V164L115 165H117V163L118 162H115V163H112L113 161H115V160H118V161H120L122 158L124 159V157L122 156V157H120L121 155H120V153L121 152H119L118 150V148L117 149H113V152L111 151V154H110V158H111V162L109 161V163L106 165L105 163H106V161L108 160L107 159V155H106V157L104 156V154H103V152H102V154H103V156L104 157H102V158H106L104 161H102V163H104L106 166H111V167H109V168H105V166L103 167H101V168H99L98 167V164L101 162H99L98 160H97V163L95 162V158H94V161H92L93 160V157L92 156H94V155H96V154H94V155H92L94 152V149L92 150V149H88V151H87V153H85L86 151H84L83 152V150H85L84 149V146L82 147L83 148V150H82V152L81 153H85L83 156H84V158H79L80 156L78 155V157L77 156H75V154L78 152H75V153H73V155L72 156H74L73 158L70 156V154L68 153V151H67V145L65 144L64 145V143L59 147ZM70 148V147H69ZM68 148V149H69ZM72 148H70V149H72ZM80 149H82L81 147H79ZM79 148H77V149H79ZM142 148V147H141ZM159 148H162V147H159ZM169 148V147H168ZM172 148V147H171ZM184 148V147H183ZM186 148V147H185ZM248 148V147H247ZM34 149V148H33ZM56 149V148H55ZM69 149V150H70ZM76 149V150H77ZM79 149V150H80ZM100 149H101V147H100ZM99 148L97 149L98 151L100 150ZM121 149H124V147H122V148H120V150ZM48 150H49V148L46 150L47 152H48ZM50 150H52L53 151V149H50ZM49 150V151H50ZM75 150V151H76ZM96 150V151H97ZM102 150V149H101ZM165 150V149H164ZM173 150V149H172ZM175 150V149H174ZM92 151V152H91ZM122 152H123V150H121ZM125 151V150H124ZM157 151V150H156ZM166 151V150H165ZM168 151V150H167ZM170 151V150H169ZM168 151V152H169ZM187 151V150H186ZM43 152V151H42ZM46 152V153H47ZM51 152V151H50ZM55 152L56 151H54V154H55ZM72 152V151H71ZM74 152V151H73ZM79 152V153H80ZM92 154H91V153ZM184 152H185V150H184ZM254 152V151H253ZM78 153V154H79ZM80 153V154H81ZM91 154V157H92V159H91V157H90V154ZM96 153V152H95ZM100 153V152H99ZM125 153V152H124ZM124 153H122V154H124ZM98 154V153H97ZM102 154H100L101 156H102ZM107 154V153H106ZM126 154V153H125ZM125 154H124V156H125ZM173 154V153H172ZM253 154V153H252ZM260 154V153H259ZM38 155V154H37ZM45 155V154H44ZM46 155H49V153L48 154H46ZM169 155V154H168ZM260 155H263V154H260ZM259 155V156H260ZM36 156V155H35ZM39 156V155H38ZM41 156V155H40ZM58 156L60 157V159L58 158ZM81 156H82V154H81ZM170 156H171V154H170ZM175 156V155H174ZM37 157V156H36ZM42 157V156H41ZM44 157V156H43ZM46 157V156H45ZM95 157V156H94ZM98 157V156H97ZM96 157V158H97ZM108 157H109V155H108ZM216 157V156H215ZM264 157V156H263ZM39 158V157H38ZM46 158H48V156L46 157ZM118 158H120V160L118 159ZM170 158V157H169ZM174 158V157H173ZM176 158V157H175ZM174 158V159H175ZM40 159V158H39ZM42 160H43V158H41ZM51 159V158H50ZM98 159V158H97ZM122 159V160H123ZM234 159V158H233ZM45 160V159H44ZM48 160V159H47ZM99 160H100V158H99ZM170 160V159H169ZM225 159H223V160H221V161H224ZM237 160V159H236ZM41 161V160H40ZM173 161V160H172ZM227 161V160H226ZM235 161V160H234ZM39 162V161H38ZM46 162V161H45ZM48 162V161H47ZM52 163H53V161H51ZM55 162H56V160H55ZM174 162V161H173ZM229 162V161H228ZM42 163V162H41ZM136 163V162H135ZM171 163V162H170ZM175 163H176V161H175ZM227 163V162H226ZM101 164V163H100ZM99 164V165H100ZM104 164H102V165H104ZM113 164V165H112ZM167 164V163H166ZM244 164V163H243ZM42 165V164H41ZM44 165V164H43ZM46 165H48V163L46 164ZM133 165H135V164H133ZM141 165V164H140ZM172 165H174V164H172ZM221 166H222V164H220ZM228 165V164H227ZM240 165V164H239ZM137 166V169H139L138 168V166L139 165H136ZM52 168L54 167L53 165L51 166ZM172 167V166H171ZM186 167H188V166H186ZM191 167V166H190ZM234 167V166H233ZM132 168V167H131ZM181 168V167H180ZM179 168V169H180ZM183 168V167H182ZM210 168H212V167H210ZM106 169V170H105ZM111 169V170H112ZM168 169V168H167ZM186 169H188V168H186ZM190 169V168H189ZM111 170H109V172H111ZM132 170V169H131ZM144 170V169H143ZM215 170V169H214ZM227 170V169H226ZM56 171V170H55ZM134 171V170H133ZM167 171V170H166ZM183 171V170H182ZM235 172L234 173H236V174H234V175H230L231 177V181H234V180H236V179H241V180H243V181H246V182H251L252 184H254V185H258V184H261V185H263L262 183H264V175H261V176H257V178H252V177H249L248 175H247V171L245 172V171H242V170H234ZM254 171V170H253ZM135 172V171H134ZM143 172V171H142ZM185 172V171H184ZM191 172H193V170L191 171ZM217 172V171H216ZM117 173V172H116ZM127 173V172H126ZM136 173V172H135ZM138 173H139V170H138ZM202 173H203V171H202ZM212 173L213 172H211V171H208V172H206V173H204L203 175L206 177V179H214L213 177H215V176H213L214 174L217 176L218 174H216L215 172H214V174L212 175ZM107 174H108V172H107ZM144 174V173H143ZM182 174V173H181ZM186 174V173H185ZM192 174V173H191ZM230 174V173H229ZM250 174V173H249ZM115 175H117L116 177H118V173L117 174H115ZM114 175V176H115ZM123 175V174H122ZM128 175V174H127ZM167 175V174H166ZM184 175V174H183ZM189 174H187V176H188ZM193 175V174H192ZM126 176V175H125ZM144 176V175H143ZM177 176H178V174H177ZM150 177V176H149ZM166 177V176H165ZM181 177V176H180ZM179 177V178H180ZM200 177H202V176H200ZM222 177V176H221ZM226 177V176H225ZM105 178H107V177H105ZM105 178L103 179V180H105ZM120 176H119V180H120ZM125 177L123 176V178H121L122 180L124 179ZM128 178V177H127ZM127 178H126V180H127ZM138 178V177H137ZM187 178V177H186ZM219 178V177H218ZM99 179V180H98ZM101 179V180H102ZM114 179H118V178H114ZM129 179H130V177H129ZM133 179H135L134 177H133ZM146 179V178H145ZM152 179V178H151ZM169 179H170V177H169ZM172 179V178H171ZM170 179V180H171ZM178 179V178H177ZM181 179H183V177L181 178ZM208 179V180H209ZM211 179V180H212ZM215 179L217 180V177H215ZM73 180V182H76V181H74ZM96 180H98V181H96ZM100 180V181H101ZM102 180V181H103ZM112 180V179H111ZM119 180H116L117 181V183H118V181ZM180 180V179H179ZM191 180V179H190ZM200 180V179H199ZM210 180V181H211ZM216 180H214L215 181V183L217 184V182H216ZM220 180V179H219ZM64 181V182H65ZM109 181V180H108ZM107 181V182H108ZM132 181H134V180H132ZM172 181H173V179H172ZM189 181V180H188ZM193 181H195V180H193ZM207 181V180H206ZM243 181H242V183H243ZM72 182V183H73ZM105 182V181H104ZM106 182V183H107ZM115 182V181H114ZM114 182H113V185H114ZM120 182V181H119ZM124 182H125V180H124ZM150 182H152V181H150ZM167 182V181H166ZM169 182V181H168ZM203 182V181H202ZM207 182H209V181H207ZM213 182V181H212ZM67 183V182H66ZM100 183V182H99ZM121 183V185H120V187H118L117 188V190H120L119 188H121V186H122V182H120ZM172 182L170 181V184H171ZM184 183V182H183ZM195 183V182H194ZM250 183V184H251ZM75 184H77V183H75ZM98 184V183H97ZM102 186H103V182H101L100 183ZM108 184H110V183H108ZM107 184V185H108ZM116 184V183H115ZM131 184H132V182H131ZM146 184V183H145ZM152 184H153V182H152ZM157 184V183H156ZM166 184V183H165ZM169 184V183H168ZM188 184H189V182H188ZM200 184V183H199ZM205 184V183H204ZM208 184V183H207ZM226 184V183H225ZM249 184V185H250ZM67 186L69 185L68 183L66 184ZM71 185V184H70ZM69 185V186H70ZM73 185V184H72ZM89 185V184H88ZM90 185H92L91 183H90ZM101 185H99L98 184V186H100L101 187ZM174 185H175V183H174ZM190 185V184H189ZM192 185V184H191ZM215 185V184H214ZM219 185V184H218ZM227 185V184H226ZM77 186V185H76ZM82 186V185H81ZM110 186V185H109ZM116 186V185H115ZM114 186V187H115ZM128 186V185H127ZM133 186V185H132ZM145 186H147V185H145ZM194 186H195V184H194ZM198 186V185H197ZM235 186V185H234ZM243 186V185H242ZM78 187V186H77ZM90 187V186H89ZM91 187H93V186H91ZM104 187H105V185H104ZM104 187H102V188H104ZM111 187H112V185H111ZM129 187V186H128ZM131 187V186H130ZM135 187V186H134ZM161 187V186H160ZM174 187V186H173ZM172 187V188H173ZM191 187V186H190ZM209 187H210V185H209ZM216 187V186H215ZM223 187V186H222ZM260 187V186H259ZM80 188V187H79ZM106 188V187H105ZM108 188V187H107ZM116 188V187H115ZM194 188V187H193ZM228 188V187H227ZM89 189V188H88ZM128 189V188H127ZM129 189H132V188H129ZM147 189H150V188H148V186H147ZM196 189V188H195ZM259 189V188H258ZM72 190V189H71ZM78 190V189H77ZM85 190V189H84ZM92 190H94V189H92ZM96 190V189H95ZM98 190V189H97ZM99 190H101V189H99ZM109 191H110V189H108ZM112 190V189H111ZM134 189H132V191H133ZM167 190V189H166ZM171 190V189H170ZM227 190V189H226ZM225 190V191H226ZM86 191V190H85ZM84 191V192H85ZM164 191V190H163ZM168 191V190H167ZM172 191H174V190H172ZM229 191V190H228ZM57 192V191H56ZM55 192V193H56ZM71 192V191H70ZM70 192H68V193H70ZM78 192V191H77ZM80 192H81V190H80ZM79 192V193H80ZM91 192H93V191H91ZM99 192V191H98ZM103 192H105V191H103ZM108 192V191H107ZM115 192V191H114ZM124 192H126L125 191V189H124ZM130 192V190L128 191V193ZM60 193H62V192H60ZM82 193V192H81ZM80 193V194H81ZM112 193V192H111ZM116 193V192H115ZM114 193V194H115ZM120 193H122V191L120 192ZM139 193V192H138ZM151 193V192H150ZM165 193V192H164ZM167 193V192H166ZM169 193H171V192H169ZM173 193V192H172ZM93 194V193H92ZM96 194V193H95ZM99 194H104L105 195V193H99ZM114 194H112V195H114ZM118 193H116V195H117ZM123 194V193H122ZM124 194H126V193H124ZM130 194V193H129ZM136 194V193H135ZM145 194V193H144ZM149 194V193H148ZM49 195V194H48ZM50 195H53V193L52 194H50ZM59 195V194H58ZM57 195V198H56V196H55V200H57L58 198H59V196ZM119 195V194H118ZM117 195V196H118ZM121 195V194H120ZM126 195H128V194H126ZM178 195V194H177ZM60 196H62L61 194H60ZM70 196V195H69ZM79 196V195H78ZM81 196V195H80ZM84 196V195H83ZM110 196V195H109ZM170 196H171V194H170ZM173 196V195H172ZM171 196V197H172ZM175 196V195H174ZM77 197V196H76ZM116 197V196H115ZM114 197V198H115ZM118 197H120V196H118ZM122 197V196H121ZM120 197V198H121ZM125 197V196H124ZM163 193L161 192V190H159V188L157 187V186H155V182H154V185H153V189H152V198H151V200H152V202H153V204H151L152 205V208H153V206H155V208H157V209H164V207H162V206H166V205H164L163 204ZM178 197V196H177ZM60 198H62V197H60ZM71 198V197H70ZM78 198V197H77ZM79 198H81V197H79ZM78 198V199H79ZM113 198V197H112ZM138 198V197H137ZM150 198V197H149ZM167 198V197H166ZM170 198V197H169ZM181 198V197H180ZM107 199H108V197H107ZM122 199H123V197H122ZM129 199H130V197H129ZM168 199V198H167ZM172 199V198H171ZM179 199V198H178ZM183 199V198H182ZM81 200H82V198H81ZM86 200H87V198H86ZM88 200H89V198H88ZM95 200V199H94ZM116 200V199H115ZM147 200V199H146ZM150 200V201H151ZM175 200V199H174ZM78 201H80V199L78 200ZM75 198H72V199H67L66 198V200H58L57 201V205H58V208L59 209H57L58 211L60 210L61 211V213L63 214V213H68L69 214V212H73L74 213V211H76V210H78V211H80L81 209H83V210H81V211H84L85 210V212L87 211V212H89L88 214H90L91 216H94V217H92V218H95V220L97 219V221L99 222V225L101 224L102 225V227H101V230L100 231H103V233H104V235H105V233H107V234H109V236H107L106 237V239L108 238V237H111L110 235H114L115 236V239H116V237L118 238L117 240H114V239H111V241H109L108 239V241L109 242H105V245H109L110 247L112 246V247H115L114 249H116V248H129V249H145V250H148V252L150 253V252H154V253H159L160 254V256L162 257V258H164L167 262L169 261V262H176L177 261V259L178 258H176V255L178 256L179 254H181L180 252H181V249H180V251L178 252V250H176V248H175V246H174V244L176 243L175 241H174V239H171V240H173L175 243L173 244V243H171L169 240L170 239H164L163 238V240L164 241H162V239H161V237H160V235H157V236H159V238L161 239V241H160V239L157 237H155L156 239H158L159 241H156V239L155 238H152L151 236H149V232L151 233L152 232V234H153V236H155L156 234H154L155 232L156 233H161V235L162 234H164L163 233V229H165V230H167L166 228H164V225L166 224V223H168V225L173 221V220H170V219H167L169 222H165V224H164V221H163V219H165L166 217H168L167 215H168V213L170 212H168L167 213V215H165L166 214V211L164 212L165 214L163 215V213H161V211L160 210H155V211H149L150 209L152 210V208L151 207H147V208H149V209H147L146 208V206L143 204L142 206H144L143 208L145 209V210H147V211H144L145 213H146V216L145 215H141V218H140V214H145V213H142L143 212V208H141L137 203H135L136 201L135 200H131V202H130V204H128V202H127V204H125L124 202V204H125V209L126 210H124V212L125 211H127V213H126V218L124 219L125 221L123 222V221H121L120 220V218H118L117 217V215L115 216L114 215V213H116L117 212V210L115 211V210H113V215L111 214V213H109V211H107L106 209L104 210V209H102L101 208V206L100 207H98V205L96 204V203H98V202H96V203H87V201H86V203L84 202H82V203H80V202H78ZM91 201H92V199H91ZM96 201V200H95ZM108 201H109V199H108ZM121 201V200H120ZM129 201V200H128ZM144 201V200H143ZM170 201V200H169ZM173 201V200H172ZM172 201H171V203H172ZM179 201V200H178ZM178 201H176L178 204L180 203V202H178ZM51 202V201H50ZM89 202V201H88ZM115 202V201H114ZM117 202H119L118 201V198H117ZM141 202V201H140ZM175 202V201H174ZM175 202V205L174 206H171V210H173V211H175L174 212V216H175V213L177 214L178 213V210H177V203ZM221 202H222V204H223V207H224V210L221 212V216L219 217V219H217V218H214V219H209V224L208 223H206V224H208V225H210L211 227L210 228H212L213 230L212 231H214L215 230V232H216V234H218L217 236H223V234H224V231H227V233H229V232H231V231H233V228L231 227V225H230V223H229V214L232 212V211H234V210H242V212L244 213V214H246L247 215V217H248V221H246V223H244L246 226H255V227H257L258 229L254 232V233H252L251 235H249V236H247L246 238H245V240L241 243V244H239L238 245V250H236L235 251V253H232L231 254V252H230V254L229 253H227V255H226V252H225V256L224 257H222V258H224V260L226 261V264H233V263H238L237 261L239 260L240 262H242L243 261V259H247L248 257H250L249 256V254H250V250H251V244H252V242H253V239L255 238V234L257 233V232H259V228H263L264 227V207L263 206H260V205H258V204H256L255 202H249V201H246V200H243V199H238V198H236V197H232V196H224L223 198H221ZM52 203V202H51ZM100 203V202H99ZM120 203V202H119ZM118 203V204H119ZM142 203V202H141ZM144 203V202H143ZM150 203V202H149ZM148 203V204H149ZM54 204V203H53ZM96 204V205H95ZM100 204H102V203H100ZM105 204V202L103 203V205ZM112 204V203H111ZM110 204V205H111ZM113 204H115V203H113ZM122 204V203H121ZM148 204H147V206H148ZM173 204V203H172ZM109 205V204H108ZM123 205V204H122ZM141 205V204H140ZM150 205V204H149ZM117 206V205H116ZM124 206V205H123ZM122 206V207H123ZM131 206V207H130ZM168 206H170V205H168ZM168 206H166V207H168ZM210 206V205H209ZM106 207V206H105ZM56 208V207H55ZM85 208V209H84ZM114 208V207H113ZM119 208V207H118ZM123 208V209H124ZM115 209V208H114ZM166 209V208H165ZM185 209H187V208H185ZM217 209V208H216ZM56 210V209H55ZM111 210V209H110ZM142 210V211H141ZM215 210V209H214ZM57 211V212H58ZM120 211V210H119ZM123 211V210H122ZM158 211H160L159 213H161V215L158 213ZM172 211V212H173ZM198 211V210H197ZM207 211V210H206ZM219 211V210H218ZM199 212H200V210H199ZM211 212V211H210ZM79 213V212H78ZM119 213V212H118ZM188 213V212H187ZM201 214H202V212H200ZM203 213H204V211H203ZM212 213V212H211ZM81 214H82V212H81ZM132 214V215H131ZM147 214H149L148 216H147ZM183 214V213H182ZM204 214H206V213H204ZM207 214H209V213H207ZM206 214V215H207ZM87 215V214H86ZM127 215L128 216H135V217H137V218H134V217H132V221L133 220H135V221H130L129 219H128V221H127ZM172 215V216H173ZM185 215V214H184ZM183 215V216H184ZM205 215V216H206ZM59 216V215H58ZM78 216V215H77ZM120 216V215H119ZM142 216L144 217V219L142 218ZM162 216H163V218H162ZM166 216V217H165ZM194 216L196 217V215L194 214ZM205 216H203V217H205ZM231 216V215H230ZM61 217V216H60ZM148 217V219H145V218H147ZM165 217V218H164ZM188 218H189V216H187ZM191 217V216H190ZM91 218V219H92ZM128 218H131V217H128ZM170 218H172L171 216H170ZM173 218H175V217H173ZM177 218V217H176ZM175 218V219H176ZM207 218V217H206ZM244 218V217H243ZM74 219V218H73ZM76 219V218H75ZM80 219V218H79ZM82 219H83V217H82ZM88 220H89V218H87ZM86 219V220H87ZM179 219H181L180 218V216H179V218H178V220ZM183 219V218H182ZM181 219V220H182ZM194 219V218H193ZM199 219V218H198ZM203 218H200L199 220H202ZM245 219V218H244ZM65 220V219H64ZM166 220V221H167ZM177 220V219H176ZM176 220H174V222L176 221ZM195 220V219H194ZM240 220H242V219H240ZM70 221V220H69ZM75 221V220H74ZM77 221V220H76ZM94 221V220H93ZM183 221V220H182ZM191 221V220H190ZM204 221V220H203ZM202 221V222H203ZM207 221V220H206ZM88 222V221H87ZM86 222V223H87ZM89 222H90V220H89ZM98 222H97V224H98ZM174 222H172V224H174ZM233 222V221H232ZM231 222V223H232ZM75 223H77V222H75ZM80 223V222H79ZM82 223V222H81ZM84 223V222H83ZM86 223H84V224H86ZM201 223V222H200ZM91 224V223H90ZM171 224V225H172ZM179 224V226H181V225H183V224H180V222L178 223V221H177V223H176V225H178ZM235 224V223H234ZM243 221L241 222H239L238 223V227H243ZM63 225V224H62ZM64 225H65V223H64ZM68 225V224H67ZM87 225H88V223H87ZM96 225V221H95V224H94V226ZM167 225V226H168ZM175 225V224H174ZM185 225V224H184ZM186 225H187V223H186ZM196 225V224H195ZM198 225V224H197ZM200 225V224H199ZM91 226V225H90ZM90 226H88V227H90ZM97 226V225H96ZM205 226V225H204ZM203 226V227H204ZM207 226V225H206ZM205 226V227H206ZM70 227V226H69ZM74 227V226H73ZM77 227V226H76ZM80 228H81V226H79ZM82 227H83V225H82ZM173 227V226H172ZM202 227V226H201ZM201 227H199L200 229H199V234L198 235H201V238L203 239V240H199V241H201V243H203L205 240V237L207 236L206 235V233L210 230H208L207 232L204 230V228H201ZM78 228V227H77ZM92 228V227H91ZM90 228V229H91ZM94 228V227H93ZM175 228V227H174ZM174 228H172V229H174ZM183 229H184V227H182ZM181 228V229H182ZM187 228H189V227H187ZM208 228V227H207ZM85 229H86V227H85ZM96 229H97V227H96ZM171 229V231H173ZM177 229V228H176ZM71 230H72V228H71ZM99 229H97V231H98ZM180 230V229H179ZM207 230V229H206ZM57 231V230H56ZM61 231V230H60ZM76 231H78V230H76ZM138 231V232H137ZM160 231V232H159ZM177 231V230H176ZM192 231V230H191ZM211 231V230H210ZM84 232V231H83ZM92 232V231H91ZM95 232H96V230H95ZM167 232V231H166ZM165 232V233H166ZM181 232V231H180ZM183 232H185V231H183ZM188 232V231H187ZM186 232V233H187ZM90 233V232H89ZM93 233V235H95L94 234V232H92ZM97 233H101V232H97ZM96 233V234H97ZM135 233H137V234H135ZM169 233V235H170V232H167V234ZM177 233V232H176ZM175 233V234H176ZM189 233V232H188ZM196 233H197V231H196ZM61 234V233H60ZM91 234V233H90ZM90 234H88V235H90ZM106 234V235H107ZM167 234H166V236H167ZM172 234V233H171ZM178 234V233H177ZM185 233H182V235H184ZM208 234V233H207ZM211 234V233H210ZM239 234V233H238ZM68 235V234H67ZM66 235V236H67ZM70 235V234H69ZM85 235V234H84ZM99 235V234H98ZM101 235H103L102 233H101ZM168 235V236H169ZM178 235H180V234H178ZM186 235V234H185ZM189 235V234H188ZM198 235H196L197 237H198ZM63 236V235H62ZM82 236V235H81ZM87 236V235H86ZM177 236V235H176ZM55 237H57V236H55ZM68 237V236H67ZM74 237V236H73ZM77 237V236H76ZM79 237V236H78ZM89 237V236H88ZM91 237H93V236H91ZM113 237V236H112ZM149 237H151L152 239H154V240H152L151 238H149ZM171 237V236H170ZM174 237V236H173ZM178 237V236H177ZM180 237H181V235H180ZM186 237H188L187 235H186ZM185 237V238H186ZM192 237V236H191ZM94 238H96V237H94ZM99 238V237H98ZM105 238V237H104ZM114 238V237H113ZM201 238H199V239H201ZM68 239V238H67ZM100 239V238H99ZM176 239V238H175ZM188 239V238H187ZM207 239V238H206ZM210 239V238H209ZM88 240H90V238L88 239ZM92 241H93V238L91 239ZM98 240V239H97ZM113 240V241H112ZM166 240H168V241H166ZM182 240H184V237H182ZM181 240V241H182ZM197 240H198V238H197ZM85 241V240H84ZM102 241V240H101ZM101 241H99V244H100V242ZM104 241V240H103ZM177 241V240H176ZM190 241H193V240H190ZM198 241V242H199ZM203 241V242H202ZM59 242H61V241H59ZM80 242V241H79ZM86 242V241H85ZM89 242V241H88ZM91 242V241H90ZM89 242V243H90ZM96 242H98V241H96ZM185 242V241H184ZM210 242V241H209ZM49 243V242H48ZM82 243V242H81ZM89 243H86V244H88L89 245ZM93 243H94V248L96 247V243H95V241H93ZM93 243L92 244H90V245H93ZM102 243V242H101ZM107 243V244H106ZM188 243H189V241H188ZM200 243V242H199ZM201 243H200V245H198V246H201ZM52 244V243H51ZM69 244V243H68ZM80 244V243H79ZM96 244V245H95ZM99 244H98V246H99ZM102 244H104V242L102 243ZM101 244V245H102ZM176 244H178V243H176ZM182 244H183V242H182ZM186 244V245H185ZM185 246H187L188 244H187V242H185ZM204 244V243H203ZM203 244H202V246H201V250L200 251H205V248H204V246H206V245H204L203 246ZM228 244V243H227ZM76 245V244H75ZM181 245V244H180ZM191 245V244H190ZM50 246V245H49ZM108 246V247H109ZM211 246V245H210ZM213 246V245H212ZM235 246V245H234ZM68 247V246H67ZM107 247V246H106ZM178 248H180L179 246H177ZM181 247H183L182 245H181ZM191 247V246H190ZM189 247V248H190ZM193 247V246H192ZM191 247V248H192ZM194 247H195V245H194ZM233 247V246H232ZM236 247V246H235ZM77 248V247H76ZM230 248V247H229ZM237 248V247H236ZM84 249H87V247L86 248H84ZM89 249V248H88ZM93 249V248H92ZM96 249V248H95ZM98 249H100V248H98ZM165 249V250H164ZM105 250V249H104ZM110 250V249H109ZM120 250V249H119ZM150 250V251H149ZM168 250V251H167ZM182 250H184L183 252L185 253L186 251L187 252H189V250H188V248H186V249H183L182 248ZM195 250V249H194ZM198 250V249H197ZM227 250V252H229V250L228 249H226ZM107 251V250H106ZM115 251V250H114ZM120 251H122V250H120ZM119 251V252H120ZM127 251V250H126ZM125 251V252H126ZM131 251V250H130ZM134 251V250H133ZM208 251V250H207ZM250 251V252H249ZM108 252V251H107ZM110 252V251H109ZM124 252V251H123ZM122 252V253H123ZM124 252V253H125ZM129 252V251H128ZM135 252V251H134ZM138 252V251H137ZM140 252V251H139ZM139 252H138V254H139ZM144 251H141V253H143ZM147 252V251H146ZM152 252V253H153ZM166 252V253H165ZM168 252V253H167ZM191 252V251H190ZM196 252V251H195ZM255 252V251H254ZM115 253V252H114ZM130 253V252H129ZM206 252H203V255L205 254ZM112 254H113V251H112ZM118 254V253H117ZM126 254V253H125ZM131 254V253H130ZM144 254H146V253H144ZM183 254V253H182ZM187 254V253H186ZM186 254H183L185 257H186ZM190 254V253H189ZM196 254V253H195ZM207 254V253H206ZM124 255V254H123ZM122 255V256H123ZM135 255H137V254H135ZM143 255V254H142ZM201 255H202V253H201ZM224 255V254H223ZM256 255H258V254H256ZM119 256V255H118ZM130 256V255H129ZM145 256H147V255H145ZM144 256V257H145ZM159 256V255H158ZM187 256H188V254H187ZM193 256V255H192ZM196 256V255H195ZM204 256H206V255H204ZM209 256H210V254H209ZM115 257V256H114ZM131 257V256H130ZM136 257H138V256H136ZM139 257H140V255H139ZM198 257V256H197ZM214 257V256H213ZM109 258H111V259H113V257L112 256H110ZM117 258V257H116ZM115 258V259H116ZM127 258H129V257H127ZM146 258V257H145ZM204 258V257H203ZM203 258H201V259H203ZM124 259H126L125 257H124ZM141 259V258H140ZM143 259V258H142ZM199 259V258H198ZM204 259H207V260H205L204 261ZM203 259V264H214L213 262L211 263L210 261H212V260H210V261H208V259H210V258H207V256H206V258H204ZM106 260V259H105ZM110 260V259H109ZM108 259H107V261L106 262H108L109 261ZM118 260V259H117ZM117 260H115V261H117ZM120 260H121V258H120ZM129 260V259H128ZM127 260V261H128ZM131 260V259H130ZM161 260V259H160ZM216 260V259H215ZM223 260V261H224ZM244 260V261H245ZM111 261V260H110ZM136 261V260H135ZM137 261H139V259H137ZM162 261V260H161ZM165 261V263L166 264H169V263H167ZM200 261V260H199ZM225 261H224V263L223 264H225ZM247 261V260H246ZM121 262V261H120ZM119 262V263H120ZM123 262V261H122ZM125 262V261H124ZM131 262H133L132 260H131ZM141 262V261H140ZM145 262V261H144ZM111 263V262H110ZM113 263V262H112ZM111 263V264H112ZM118 263V262H117ZM130 263V262H129ZM147 263V262H146ZM164 263V262H163ZM178 264H179V262H177ZM181 263V262H180ZM124 264V263H123ZM127 264V263H126ZM131 264V263H130ZM134 264H135V262H134ZM142 264V263H141ZM175 264V263H174ZM194 264V263H193ZM198 264V263H197Z\"/></svg>",
	"mask_w": 264,
	"mask_h": 264
}]
</instances>
